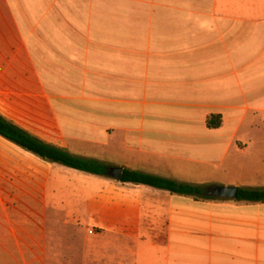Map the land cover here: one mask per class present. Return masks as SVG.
I'll list each match as a JSON object with an SVG mask.
<instances>
[{
  "label": "crops",
  "instance_id": "1",
  "mask_svg": "<svg viewBox=\"0 0 264 264\" xmlns=\"http://www.w3.org/2000/svg\"><path fill=\"white\" fill-rule=\"evenodd\" d=\"M61 85L106 86L112 167L193 185L196 166L216 164L232 170L219 186L264 189L240 186L255 180L236 173L248 149L238 132L264 114V0H0V116L53 147L66 149V127L85 134L81 149H98L96 124L69 126L52 109ZM210 115L220 128L206 127ZM36 160L76 177L72 217L91 264H264V203L196 216L192 197L76 172L2 140L1 261L79 260L57 254L41 231L45 210L64 209L68 190L50 166L36 172ZM4 164L19 168L6 174ZM4 177L16 183L4 189ZM105 233L135 251L100 253Z\"/></svg>",
  "mask_w": 264,
  "mask_h": 264
},
{
  "label": "rangeland",
  "instance_id": "2",
  "mask_svg": "<svg viewBox=\"0 0 264 264\" xmlns=\"http://www.w3.org/2000/svg\"><path fill=\"white\" fill-rule=\"evenodd\" d=\"M106 86L105 85H61L57 86L56 90L52 91V96L55 100H52V109L58 115V118L64 124L69 126H78L82 124H96L99 128L98 132L93 134L97 138V145L99 148H94L91 150L81 149V146L77 143V136H84L85 134H80L75 131V129H67L64 127L65 131L63 133L64 137L67 139L66 151L71 154L88 157V158H98L103 160L107 165H112L108 162L105 153L106 145V130L107 125V101H106ZM137 120L140 118L138 116ZM143 120V118H142ZM238 137L241 138L246 144H248V149L246 155L242 158V164L237 167V175L240 177H247L249 179L255 180H245L237 181L242 187H256L264 188V114H250L241 129L238 132ZM0 140L10 144L14 148L19 149L22 152L29 153L28 151L22 149L21 147L15 145L14 143L4 139L0 136ZM89 140V139H88ZM236 147L241 156L245 153V144L242 141L235 142ZM6 147L8 145H5ZM104 148L103 150L101 149ZM89 148V146H88ZM7 151V149H4ZM37 157V156H36ZM39 158V157H37ZM40 159V158H39ZM42 160V159H41ZM47 162V161H45ZM36 172H41L43 168H48L50 166V171L53 175L65 176V181L62 180V185L60 188L68 190L67 193V206L64 209L54 212L52 208L47 207L45 210L44 219L40 222L41 231L46 236L47 244H52V249L56 251L59 255H79L77 264H91V258L88 256L87 250L88 246L85 244L84 234L80 229H76V225L73 221V213L77 209L70 195L72 193L69 191L73 184L76 182V177L71 176L69 171L65 169H60L54 165H48L46 163H41L40 161L35 162ZM19 167L17 165H6L3 166V172L6 174L16 173ZM249 168V169H248ZM25 170V169H24ZM69 170V169H68ZM232 170H227L223 166L219 165H205L196 166L194 169L195 178L190 184L199 185L202 188L209 186H219L222 183H228V176H230ZM78 172V171H76ZM14 180V179H13ZM11 177H4V189L5 185H9V188L13 181ZM22 182L19 180V184ZM54 186H58L55 183ZM22 187V186H20ZM36 182L35 188H41ZM59 187V186H58ZM65 192V191H63ZM41 198V197H40ZM195 211L194 214L200 215L202 213H208L212 217L220 214V210L226 208V206L237 204L235 201L231 200H217V199H194ZM200 202L206 203L202 205ZM41 205L36 203V211ZM81 211V210H80ZM156 220H159V213L156 214ZM98 237L99 241V252L102 254L107 253H119V252H134L135 246L130 245L128 248L122 247L120 245H112V235L105 233ZM36 248L41 242V236L36 235ZM53 241V242H52ZM67 244V246H66ZM67 247V248H66ZM71 248V251L69 250ZM76 250V251H75ZM0 264H17L14 261H1ZM34 264H43L42 260H36ZM105 264V262H103Z\"/></svg>",
  "mask_w": 264,
  "mask_h": 264
},
{
  "label": "trees",
  "instance_id": "3",
  "mask_svg": "<svg viewBox=\"0 0 264 264\" xmlns=\"http://www.w3.org/2000/svg\"><path fill=\"white\" fill-rule=\"evenodd\" d=\"M221 116L210 115L206 119V127L215 130L221 127ZM0 136L14 143L43 161L58 164L69 169L92 175L107 177L111 166L93 160L74 156L65 150L48 145L16 127L0 116ZM120 183L144 185L159 190L168 191L178 196H187L194 199H214L205 195L201 186L178 183L141 172L123 169ZM237 202L264 203V189H238Z\"/></svg>",
  "mask_w": 264,
  "mask_h": 264
},
{
  "label": "water",
  "instance_id": "4",
  "mask_svg": "<svg viewBox=\"0 0 264 264\" xmlns=\"http://www.w3.org/2000/svg\"><path fill=\"white\" fill-rule=\"evenodd\" d=\"M123 169L121 167H112L109 170V176L116 182H120ZM205 195L217 200L236 201L238 197L237 187L215 186L205 188Z\"/></svg>",
  "mask_w": 264,
  "mask_h": 264
}]
</instances>
